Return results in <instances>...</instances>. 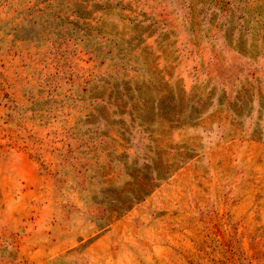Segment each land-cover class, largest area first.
I'll return each mask as SVG.
<instances>
[{"label":"rangeland","instance_id":"rangeland-1","mask_svg":"<svg viewBox=\"0 0 264 264\" xmlns=\"http://www.w3.org/2000/svg\"><path fill=\"white\" fill-rule=\"evenodd\" d=\"M0 264H264V0H0Z\"/></svg>","mask_w":264,"mask_h":264}]
</instances>
